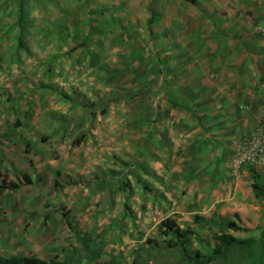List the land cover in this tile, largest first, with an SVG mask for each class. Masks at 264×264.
Returning a JSON list of instances; mask_svg holds the SVG:
<instances>
[{
	"label": "crops",
	"instance_id": "crops-1",
	"mask_svg": "<svg viewBox=\"0 0 264 264\" xmlns=\"http://www.w3.org/2000/svg\"><path fill=\"white\" fill-rule=\"evenodd\" d=\"M139 1L142 21L149 26L141 49L133 50L137 68L132 67L126 98L118 100L129 107L125 137L119 138V148L118 143L110 148L118 155L116 163L94 162L97 178L86 183L118 197L116 186L128 180L129 198L139 195L147 214L165 208L170 219L176 212L208 219L248 210L251 174L237 172L233 161L254 143L264 114V0H132L128 6ZM129 14L135 17L132 9ZM94 74L88 83L68 79L59 84L68 94L66 111L38 99L42 86L16 85L25 95L0 105V177L16 183L25 174L32 186L55 184L59 174L68 178L89 172L79 159L63 154L54 163L48 152L66 131L61 118L78 113L81 100H96L101 81ZM52 83L50 88L58 86ZM76 118L80 122L79 114ZM108 153L93 150L90 157ZM63 159L68 161L65 171L56 166Z\"/></svg>",
	"mask_w": 264,
	"mask_h": 264
},
{
	"label": "rangeland",
	"instance_id": "rangeland-1",
	"mask_svg": "<svg viewBox=\"0 0 264 264\" xmlns=\"http://www.w3.org/2000/svg\"><path fill=\"white\" fill-rule=\"evenodd\" d=\"M131 1L0 0V105L25 95L21 87H16L24 81V88L28 83L42 86L37 94L39 100L66 111L63 100H67L68 94L61 87L65 81L88 83L94 80L93 73L95 80L101 81L95 89L96 100L89 97L80 101L75 97L80 101L75 108L78 113L61 118L66 131L50 143L48 152L54 163L63 154L71 160L79 159L89 172L68 178L59 174L58 186L54 182L25 186L22 176L18 178L17 189L0 195V254L45 260L58 256L67 263H71L69 256H73L76 264H131L136 254H141L149 264H189L177 251L155 250L145 243L164 240L157 227L169 218L165 208L147 214L139 195L129 198L133 189L125 185L128 180L116 186L121 192L118 197L115 191L99 192L98 185L91 183L97 178L93 171L99 166L94 162L115 164L118 155L110 148L115 143V148H119V138L125 137V112L129 107L118 100L126 98L125 88L132 83L134 74L132 67L135 71L137 68L134 51L136 46L141 49L142 33L149 26L148 21H142L141 1L130 7ZM129 9L135 17L127 16ZM111 81L117 91L110 86ZM52 82L58 86L50 88ZM113 138L118 141H111ZM77 139L82 146L74 145ZM75 148L79 150L77 155L72 154L77 151ZM100 149L109 153L102 158H98L99 154L90 157L93 150ZM66 161L63 159L56 166L65 171ZM246 169L250 174L256 173L264 184V170ZM87 180L91 182L86 183ZM108 186L109 183L103 185ZM70 189L76 191L70 193ZM85 190L90 195H85ZM248 197V210L212 217L235 221L248 232L229 233L236 238H253L256 243L247 251L232 253L212 264H264V237L260 239L261 231L256 229L264 228V197L253 198L250 193ZM235 213L238 219L233 217ZM174 217L181 229L194 232L188 235L191 251L202 255L211 252L218 234L215 228L181 212Z\"/></svg>",
	"mask_w": 264,
	"mask_h": 264
},
{
	"label": "trees",
	"instance_id": "trees-1",
	"mask_svg": "<svg viewBox=\"0 0 264 264\" xmlns=\"http://www.w3.org/2000/svg\"><path fill=\"white\" fill-rule=\"evenodd\" d=\"M20 43V40H19ZM110 103V102H108ZM80 139H77L74 142V145H79ZM58 175V174H57ZM22 185L29 186L31 185V180L27 175H22ZM128 186V183L125 184ZM55 186H58V183H55ZM251 191L254 198L264 197V184L259 180V176L256 173H251ZM18 188V184L14 182H8L6 177L2 178L0 181V195L7 191H13ZM146 190V189H145ZM233 217L238 219V214H234ZM196 221H204L210 226L215 228L218 232L214 238V247L211 252L206 255H202L197 251H191L190 242L188 235H194V232L190 229H181L178 224L170 218H165L162 220L157 229L161 236L164 237V240L159 242H154L147 240L145 243L147 246H151L155 250H165V251H177L181 259L189 264H212L220 260H225L232 253H242L250 249L255 243L256 240L253 238H236L232 233H245L248 230L244 227L238 225L235 221H225L218 220L214 217H211L208 220H203L199 216H194ZM67 225L70 228L69 223ZM257 230H260V239L264 237V228L258 227ZM0 264H76V263H67L57 260L56 258L44 260L35 256H19V255H10L4 256L0 254ZM131 264H149L143 260L141 254H136L133 258Z\"/></svg>",
	"mask_w": 264,
	"mask_h": 264
},
{
	"label": "built area",
	"instance_id": "built-area-1",
	"mask_svg": "<svg viewBox=\"0 0 264 264\" xmlns=\"http://www.w3.org/2000/svg\"><path fill=\"white\" fill-rule=\"evenodd\" d=\"M237 172L254 167L264 170V114L260 117L254 143L246 146L233 161ZM237 177L239 176L238 173Z\"/></svg>",
	"mask_w": 264,
	"mask_h": 264
}]
</instances>
